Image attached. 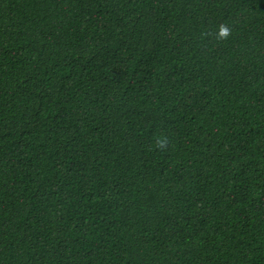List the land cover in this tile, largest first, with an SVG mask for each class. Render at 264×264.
I'll return each mask as SVG.
<instances>
[{"label": "trees", "instance_id": "16d2710c", "mask_svg": "<svg viewBox=\"0 0 264 264\" xmlns=\"http://www.w3.org/2000/svg\"><path fill=\"white\" fill-rule=\"evenodd\" d=\"M0 264H264V0H0Z\"/></svg>", "mask_w": 264, "mask_h": 264}, {"label": "clouds", "instance_id": "9594fccd", "mask_svg": "<svg viewBox=\"0 0 264 264\" xmlns=\"http://www.w3.org/2000/svg\"><path fill=\"white\" fill-rule=\"evenodd\" d=\"M230 34V29L226 25H220L219 35L222 38H227Z\"/></svg>", "mask_w": 264, "mask_h": 264}]
</instances>
